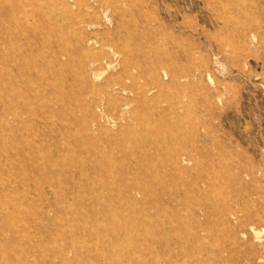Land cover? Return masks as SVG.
Segmentation results:
<instances>
[{"label":"rangeland","instance_id":"rangeland-1","mask_svg":"<svg viewBox=\"0 0 264 264\" xmlns=\"http://www.w3.org/2000/svg\"><path fill=\"white\" fill-rule=\"evenodd\" d=\"M0 264H264V0H0Z\"/></svg>","mask_w":264,"mask_h":264},{"label":"bare ground","instance_id":"bare-ground-1","mask_svg":"<svg viewBox=\"0 0 264 264\" xmlns=\"http://www.w3.org/2000/svg\"><path fill=\"white\" fill-rule=\"evenodd\" d=\"M75 4H76V2H75ZM68 6V5H67ZM71 6V5H70ZM65 7V6H64ZM68 8H69V6H68ZM96 43V42H95ZM90 44H91V42H90ZM89 44V45H90ZM95 45V44H94ZM98 46V45H97ZM47 60V59H46ZM101 65V64H100ZM86 67V66H85ZM126 105H128V104H126ZM161 112V111H160ZM22 127V126H21ZM24 127V126H23ZM3 133V132H2ZM4 141V140H3ZM258 234V233H257Z\"/></svg>","mask_w":264,"mask_h":264}]
</instances>
